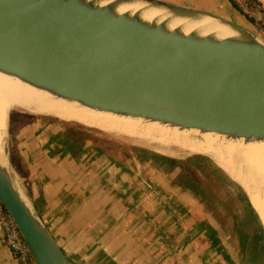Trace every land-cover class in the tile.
Listing matches in <instances>:
<instances>
[{"label": "water", "instance_id": "1", "mask_svg": "<svg viewBox=\"0 0 264 264\" xmlns=\"http://www.w3.org/2000/svg\"><path fill=\"white\" fill-rule=\"evenodd\" d=\"M123 3L160 9L147 19ZM180 17L199 23L185 29ZM0 69L81 105L264 140V41L163 0H0ZM7 133V126H6ZM0 198L38 264H75L15 183L2 141Z\"/></svg>", "mask_w": 264, "mask_h": 264}, {"label": "crops", "instance_id": "2", "mask_svg": "<svg viewBox=\"0 0 264 264\" xmlns=\"http://www.w3.org/2000/svg\"><path fill=\"white\" fill-rule=\"evenodd\" d=\"M163 1L233 21L264 41V30L228 0ZM52 136L39 120L20 125L13 163L35 212L75 264H228L194 186L175 181L179 168L152 158L118 161L89 142L68 149ZM0 264H18L1 230Z\"/></svg>", "mask_w": 264, "mask_h": 264}, {"label": "bare ground", "instance_id": "3", "mask_svg": "<svg viewBox=\"0 0 264 264\" xmlns=\"http://www.w3.org/2000/svg\"><path fill=\"white\" fill-rule=\"evenodd\" d=\"M117 8L139 10L147 19L164 15L160 9L141 6L140 3H123ZM168 23L185 29L199 25L180 17H169ZM11 107L95 127L147 144L168 155L181 152L207 154L243 187L264 228V140L244 142L242 138H231L211 131L178 128L144 117L95 109L58 97L0 69V128L4 126ZM3 158L0 142V162Z\"/></svg>", "mask_w": 264, "mask_h": 264}, {"label": "rangeland", "instance_id": "4", "mask_svg": "<svg viewBox=\"0 0 264 264\" xmlns=\"http://www.w3.org/2000/svg\"><path fill=\"white\" fill-rule=\"evenodd\" d=\"M34 120L41 121L45 129V135L53 134L52 139L55 136L56 141L61 146L64 144V140L68 141V145L64 144L68 149L78 151L81 149L80 146L89 142L93 146L102 148L112 158L126 163H133L135 159L143 161L144 159L152 158L153 160L163 161L166 158L156 157L152 152H161L154 150L151 146L135 142L123 136L95 127L90 128V126L74 121H62L54 117L35 115L22 108L11 107L8 109L4 126L0 128V142L2 143L5 138L9 145L15 183L32 207L31 199L26 191V178L23 177V174L21 175L15 171L13 160L16 157L14 134L18 129L17 126L31 123ZM72 137L80 139L81 143H74L71 139ZM93 149L95 148L93 147ZM195 154L204 156L205 159H198L197 162L206 165L208 170L214 165L224 173L221 178H218L210 173H204L201 168L196 169L198 167L194 166V172L199 178L201 186L206 189L208 194V197L202 199L201 202L215 223V227L217 226L215 233L218 231L220 236L224 261L228 264H264V253H258L260 250H258L259 248L256 249V245L259 244L260 246L263 242L261 226L257 223L254 216L242 213L243 202L239 199L235 190V183H239L207 154L181 152L180 154L169 156L179 159ZM142 157L144 158L142 159ZM172 166L173 168H179L178 164L173 163Z\"/></svg>", "mask_w": 264, "mask_h": 264}, {"label": "built area", "instance_id": "5", "mask_svg": "<svg viewBox=\"0 0 264 264\" xmlns=\"http://www.w3.org/2000/svg\"><path fill=\"white\" fill-rule=\"evenodd\" d=\"M256 30H264V4L261 0H228ZM1 238L18 264H38L11 212L0 198Z\"/></svg>", "mask_w": 264, "mask_h": 264}, {"label": "trees", "instance_id": "6", "mask_svg": "<svg viewBox=\"0 0 264 264\" xmlns=\"http://www.w3.org/2000/svg\"><path fill=\"white\" fill-rule=\"evenodd\" d=\"M19 126H17V127H19ZM71 139L74 143H77V144L81 143L80 139H78V138L72 137ZM152 153L158 158L166 157L165 161L169 162L171 165L173 163L178 164L179 170H178L177 174L175 175V181L177 183H182L185 185L192 184L195 188L196 193L200 196L201 200L204 198H207L208 194H207L206 189L201 186V184H200L201 182L194 172V166L198 167L196 169L201 168L202 171H204V173H210L212 175L217 176L218 178H221V176L224 174L223 171L220 168H218L217 166L213 165V166H211V169L208 170L206 165L201 164L200 162L198 163L197 162L198 159H201V158L205 159L204 156H201V155L195 154V155L186 156L185 158H179L178 159V158H175V157H172V156H169L166 154L158 153V152H152ZM147 156H145V157H147ZM143 158L144 157H142V159ZM235 190L237 191V195H238L239 199L243 202L242 213L244 212V214L254 216L257 220V223L261 226L260 230L262 232L261 234H262L263 242H262V244H260V246H259V244H257L256 249L259 248L258 250H260V252H258V253H264V228L261 225L260 219H259L255 209L251 205L245 190L241 187V185L235 183ZM241 236L243 237V235H241Z\"/></svg>", "mask_w": 264, "mask_h": 264}]
</instances>
